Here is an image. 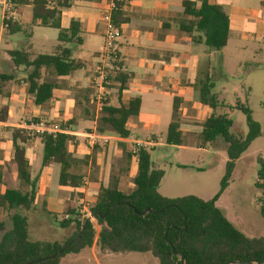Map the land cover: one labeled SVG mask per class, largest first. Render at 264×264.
Here are the masks:
<instances>
[{
    "label": "crops",
    "instance_id": "crops-1",
    "mask_svg": "<svg viewBox=\"0 0 264 264\" xmlns=\"http://www.w3.org/2000/svg\"><path fill=\"white\" fill-rule=\"evenodd\" d=\"M48 1L57 4L61 0ZM109 1L74 0L69 7L60 9L63 29L70 31L72 24L77 25L74 27L76 36L66 47L71 49L70 58L78 61L81 69L58 76L53 68L42 67L40 77L34 81L39 85L45 82L55 85L53 98L42 105L35 103L29 91L34 68L25 69L26 77L15 78V67L19 66L12 58V53L24 50L31 61L35 60L40 54L33 52V44L26 49L9 50L6 61L9 64L4 69L5 60L0 59V77L4 83L0 92V117H4L0 120V166L7 165V172L16 177V170L9 165L14 159L15 129L29 135L33 125L44 120L62 125L67 129L65 134L74 137L68 144L74 161L70 173L84 178L83 186L76 189L59 185V164L43 165L39 157L35 160L34 157L43 149L41 138L31 137L25 144L31 183L26 184L27 190L22 191L31 193L34 190L32 206L41 207L50 216L65 214V210L75 206L80 193L85 194V201L94 197L95 203L101 189L114 184L122 193L134 191L139 168L138 159L131 152L133 146L136 143L156 146L161 136L154 132L163 128L168 131L173 121H179L183 136L201 135V125L213 111L196 102L194 93L198 90L195 86L206 73L212 80L214 63L223 59L233 37L239 42L245 39L256 42L264 34V0H209L229 16V41L220 51L198 41L203 33L182 29L183 25L193 21V17L185 14L183 2L199 3L201 0H121L118 10V20L122 22L119 26L121 36L117 41L118 61L122 71L132 73L133 78L128 80L121 96L120 84L111 81L105 90V103L118 107L128 105L134 98L141 99L139 115L128 120L130 136L123 139L111 128L103 126L99 90L93 84L94 72L104 51L106 25L102 16ZM16 12V23L9 30L11 33L21 31L18 20L22 17H27L31 25L40 27L32 22V0L18 5ZM56 31L57 45L52 54L59 44V31ZM30 37L33 39V35ZM175 105H178L177 111ZM149 108H152V113L147 114L145 109ZM89 120L94 121L93 128L84 126ZM10 131L12 136L8 134ZM139 132L152 134L149 139L141 140ZM91 133L109 142L103 144L101 140L90 148L87 135ZM1 176L5 188L7 183H4L3 173Z\"/></svg>",
    "mask_w": 264,
    "mask_h": 264
},
{
    "label": "trees",
    "instance_id": "trees-1",
    "mask_svg": "<svg viewBox=\"0 0 264 264\" xmlns=\"http://www.w3.org/2000/svg\"><path fill=\"white\" fill-rule=\"evenodd\" d=\"M29 0H18L17 4H25ZM74 0H61L52 4L48 0H32V22L43 27L59 31L58 46L53 54L39 55L31 61L24 50L12 53L15 65L34 68L30 76V93L37 105H42L53 98L55 85L52 83L38 84L34 80L40 77L42 67L53 68L58 76H66L81 69L78 61L71 59V49L66 45L73 42L76 36L72 24L67 31L61 26V8L70 6ZM185 14L193 17L182 29L187 32H201L198 41L209 48L220 51L229 41L230 21L224 10L212 4L209 0L199 3L184 1ZM17 12H15L16 14ZM119 12L114 16L117 27L122 23L118 20ZM16 23L15 16L10 22L3 21L4 30H11ZM80 41V39H79ZM115 75L112 81L118 82L119 96L125 91L132 73L122 71V66L115 63ZM200 95V102L213 111L211 116L201 125V137L204 145L212 144L217 139L228 145L229 161L222 180L220 193L211 200H202L196 196H185L171 199L158 191L162 179V171L152 167L150 151L140 150L137 155L138 174L134 180L135 190L129 194L122 193L114 184L102 188L96 202L89 210L94 215L99 231L87 218H83L77 209L69 207L66 210L68 218L60 222L62 228L75 227L74 235L66 242L31 241L29 238V223L26 216L15 213L12 216L13 228L0 244V264H60L69 254H79L94 246L102 252L114 254L141 253L151 254L159 264H181V255L185 257L184 264H227L230 261L245 262V264H264V236L252 238L241 232L225 213L217 206L220 196L229 187L235 163L249 149L252 142L261 135L259 123L252 119V111L248 107H240L247 117L248 134L246 137L232 132L233 122L227 114H217L220 103L213 94L214 85L208 73L195 86ZM175 111L178 105L174 106ZM141 109V99L134 98L128 105L113 107L105 104L100 107L103 115V126L108 125L121 138L130 136L127 129L129 118L138 116ZM4 117H0L3 120ZM183 134L179 121H173L167 131L168 144L181 146ZM31 139L25 131H13L14 159L10 168H14L19 179L25 184L31 183L30 163L26 154V142ZM74 137L68 134H57L55 137L45 135L41 138L43 144V165L56 163L61 166L59 185L76 189L83 186L84 178L70 173L73 164L68 151L69 142ZM0 183L2 176L0 174ZM256 188L262 191L259 200L260 212L264 217V159H260V171ZM34 190L25 193L11 184H5L0 194V208L3 210H29L33 203ZM146 209L160 211L154 215L143 216L135 211ZM168 242L172 243V246ZM173 250L179 255L175 256ZM38 261V262H35Z\"/></svg>",
    "mask_w": 264,
    "mask_h": 264
},
{
    "label": "rangeland",
    "instance_id": "rangeland-1",
    "mask_svg": "<svg viewBox=\"0 0 264 264\" xmlns=\"http://www.w3.org/2000/svg\"><path fill=\"white\" fill-rule=\"evenodd\" d=\"M0 0V59H4L3 69L8 66L9 50L21 49L33 44L35 54H52L57 45V31L50 28L36 27L27 21V17L18 20L21 31L11 33L4 30V9ZM33 35V39H31ZM15 67V66H14ZM15 78L26 77L25 66L16 68ZM213 94L218 98L220 106L217 114H227L232 120V132L246 137L248 134L247 117L240 107H248L252 111V119L259 123L261 135L255 139L249 149L235 163V169L226 191L217 201V206L241 232L248 237L264 236V217L260 212L259 200L262 191L256 188L260 171V159H264V34L256 42L238 41L232 38L223 59H217L212 71ZM196 102H200L199 92L194 93ZM147 114L152 108L145 109ZM103 124V122H102ZM86 128H93L94 121H86ZM111 128L108 125H105ZM112 129V128H111ZM1 134V130H0ZM12 136V131L8 132ZM141 140L149 139L150 132L137 133ZM161 136V141L151 148L152 167L162 171V179L158 191L171 199L185 196H196L202 200H211L221 190L222 180L226 173L228 145L217 139L214 143L204 145L201 135L183 136L181 146L168 144L167 129L154 132ZM38 153V152H37ZM40 162L43 149H40ZM32 162V158H31ZM33 164V163H32ZM7 165L0 166L4 175V183L11 184L20 190H27L18 174L14 177L7 172ZM1 173V174H2ZM4 185L0 183V194ZM99 195V194H98ZM97 195V196H98ZM85 194L80 193L77 203L72 208L84 215V208L94 204V197L85 201ZM19 213L26 216L29 223L31 241L66 242L75 233V227L62 228L60 222L66 219L61 216H50L41 207L29 210H3L0 208V244L13 228L12 216ZM99 231V228H97ZM60 264H159L151 254L125 253L114 254L102 252L97 247L86 249L79 254L65 256Z\"/></svg>",
    "mask_w": 264,
    "mask_h": 264
},
{
    "label": "built area",
    "instance_id": "built-area-1",
    "mask_svg": "<svg viewBox=\"0 0 264 264\" xmlns=\"http://www.w3.org/2000/svg\"><path fill=\"white\" fill-rule=\"evenodd\" d=\"M18 0H5L2 3L4 9V19L3 21L10 22L13 20L15 16V12L17 11ZM121 0H110L107 6L106 11L102 16V20L106 25L105 30V43H104V51L100 55L99 64L94 72L93 84L99 90L98 101L99 105H105L107 101L106 96V87L111 83L112 77L115 75V63L119 60V54L117 51V41L121 36L120 28L117 27L114 23L113 16L119 10ZM3 80L0 77V92L3 89ZM0 110H1V95H0ZM67 129L62 127V125L57 123H48L44 120H40L35 123L32 127V131L29 133L30 137L42 138L45 135L55 137L57 134H65ZM88 145L90 148H94L99 141H103V144H107L109 142L106 138H101L99 135L95 133H91L87 135ZM151 146L154 147V144H144V143H136L133 146L132 154L137 155L140 150H147V148ZM83 218L89 219L96 227L98 228L97 221L94 215L88 209L84 208ZM68 218V217H66Z\"/></svg>",
    "mask_w": 264,
    "mask_h": 264
},
{
    "label": "water",
    "instance_id": "water-1",
    "mask_svg": "<svg viewBox=\"0 0 264 264\" xmlns=\"http://www.w3.org/2000/svg\"><path fill=\"white\" fill-rule=\"evenodd\" d=\"M164 210H165V209H162V210H160V211H153V210H151V209H146V210L143 211V212H138L137 210L134 209V211H135L137 214L141 215V216H143V215H145V214H147V213H151V214L157 215V214L162 213ZM168 243H169L170 246H172V243H171V242H168ZM173 253H174L175 256H178V255H179V254H178L177 252H175L174 250H173ZM35 262H38V261H35ZM184 263H185V257H184V255H181V264H184ZM27 264H31V263H27ZM227 264H245V262L230 261V262L227 263Z\"/></svg>",
    "mask_w": 264,
    "mask_h": 264
}]
</instances>
